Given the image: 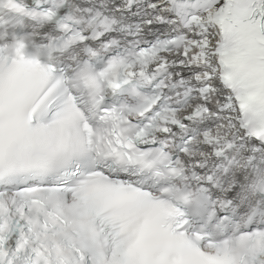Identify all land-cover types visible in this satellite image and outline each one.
I'll return each mask as SVG.
<instances>
[{
  "label": "snow or ice",
  "instance_id": "snow-or-ice-1",
  "mask_svg": "<svg viewBox=\"0 0 264 264\" xmlns=\"http://www.w3.org/2000/svg\"><path fill=\"white\" fill-rule=\"evenodd\" d=\"M0 264H264V0H0Z\"/></svg>",
  "mask_w": 264,
  "mask_h": 264
}]
</instances>
